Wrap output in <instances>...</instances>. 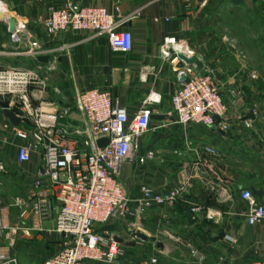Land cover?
I'll list each match as a JSON object with an SVG mask.
<instances>
[{
  "label": "crops",
  "instance_id": "0c3cea01",
  "mask_svg": "<svg viewBox=\"0 0 264 264\" xmlns=\"http://www.w3.org/2000/svg\"><path fill=\"white\" fill-rule=\"evenodd\" d=\"M66 1L102 8L116 20H124L123 28L132 37L131 52L114 53L106 37L92 33L48 37L43 22ZM262 6L255 0H0V14L15 21L16 29H24L19 32L20 43L14 44L7 25L0 22V71L29 76L24 96L32 111L68 109L60 122L81 127L75 98L96 89L108 92L129 116L147 101L152 116L160 118L151 120L150 131L139 141V157L152 154L153 159L144 163L129 159L120 175L129 194L136 195L142 187L162 197L176 194L171 203L152 209L138 221L141 232L137 235L145 240L137 236L135 242L140 243L144 260L264 264V225H247V205L240 198L247 190L264 206V73L248 64L249 45L254 48L261 43L241 35L251 25L261 28ZM31 42L44 51L38 58H47L45 63L22 55ZM178 54L200 60L202 73L219 78L227 108L220 126L176 122L171 96L182 83L178 73L187 69ZM260 60L264 63V54ZM0 102H7L21 121L14 127L0 108V161L6 170L0 174V191L6 195L0 204L8 223L29 229L38 226L37 219L20 216L24 206L30 209L34 203L29 193L39 164L31 157L20 165L16 149L17 131H29L33 124L18 98L0 96ZM132 222L109 225L125 226L129 241L135 233L129 227ZM42 228L30 237L20 232L12 247L0 237V256H10L19 264L18 257L24 253L33 257V263L45 264L62 251L63 239L52 231L53 220ZM133 246L126 247L132 252Z\"/></svg>",
  "mask_w": 264,
  "mask_h": 264
},
{
  "label": "built area",
  "instance_id": "2783aa9c",
  "mask_svg": "<svg viewBox=\"0 0 264 264\" xmlns=\"http://www.w3.org/2000/svg\"><path fill=\"white\" fill-rule=\"evenodd\" d=\"M255 1L264 3V0ZM124 25V20H116L105 9L80 6L71 1H66L43 22L48 37L67 32L92 33L95 37H106L112 52L128 54L132 50V37ZM23 30V27L16 29L10 37L12 43H20L19 32ZM42 54L44 51L36 42H31L22 52L32 60ZM177 77L185 81L171 96L176 122L183 126H220L227 108L215 76L183 69ZM28 79V75L16 70L0 71V96L18 98L25 117L33 124L29 131H17L20 144L16 155L20 165L28 163L31 157L39 164L29 193L34 203L30 209L19 204L25 207L20 217L24 220L35 217L38 226L24 230L12 226L5 219L0 204V237L12 247L20 232L30 237L32 233L43 231V223L53 220L52 231L63 239L62 251L45 264H125L121 259L125 251L114 241L116 237L100 233L96 228L132 219L129 227L135 230L132 239H136L141 232L138 224L141 217L176 198V194L159 196L147 187L132 195L120 182L122 167L129 159H138L140 163L153 159L152 154L144 158L138 155L139 141L151 129L148 102L129 116L108 92L84 91L77 94L74 103L82 126L73 127L60 122L68 115V109L62 113L31 110L24 96ZM215 118L220 119L218 125ZM102 139L108 143L99 148L97 143ZM0 174H6L2 161ZM240 198L247 205V225H264V206L247 190ZM0 264H17V261L10 256H0ZM143 264H158V260L148 257Z\"/></svg>",
  "mask_w": 264,
  "mask_h": 264
},
{
  "label": "rangeland",
  "instance_id": "374dc122",
  "mask_svg": "<svg viewBox=\"0 0 264 264\" xmlns=\"http://www.w3.org/2000/svg\"><path fill=\"white\" fill-rule=\"evenodd\" d=\"M249 22L251 24L252 20H249ZM241 33H242L241 35L246 40L252 39V38L260 39V43H261L260 46L253 48L252 45H249L250 46L249 48L250 49L249 51L250 60L248 64H250V67L253 66L255 70H260V72L264 73V63L260 60V55L262 56V54H264V17L263 15H262V22H261L260 29L256 27L252 28V25H251L250 28L245 29ZM252 80H255V79H252ZM3 194L5 193H2L0 191V195H2L0 196V199L6 198V195L3 196ZM125 228H126L125 226L107 225L102 228L98 227L96 228V230L100 233H108L109 235L113 234L116 238L121 239L123 241V244H119V245H121V249L125 251V255L121 258L125 264H143L145 256L141 252V248L139 246L140 243L138 241L135 242L137 238L132 239L133 236H131V238L128 241V239L126 238L127 236L125 235L126 234ZM34 242H37V241H34ZM130 242L134 245L132 252L128 247L125 246L126 243H130ZM32 259L33 257H30L29 255H25L24 253H21L18 257V262L19 264H35L33 263Z\"/></svg>",
  "mask_w": 264,
  "mask_h": 264
},
{
  "label": "water",
  "instance_id": "95a60500",
  "mask_svg": "<svg viewBox=\"0 0 264 264\" xmlns=\"http://www.w3.org/2000/svg\"><path fill=\"white\" fill-rule=\"evenodd\" d=\"M0 22L2 23H5L8 27V31H9V34L12 35L15 33L16 31V28H17V24L15 21L13 20H5L4 16L2 14H0ZM177 59L182 62L185 67L187 69H190V70H197V71H203V65L201 63L200 60H194L192 58H187L185 57L184 55L182 54H178L177 55ZM48 59L47 58H38V61L41 62V63H45ZM216 80H219V78L214 74ZM185 79H182V82H184ZM0 108H1V111H2V114L11 122V124L14 126V127H18L20 125V119L17 118L12 112L11 110L9 109V104L7 102H0ZM156 119H160L156 116H152L151 117V120H156ZM215 121H216V124L218 125L220 123V119L219 118H215ZM108 141L106 139H102L100 140L97 145L99 148H103L105 145H107ZM254 194L256 196H259L260 195V192H254ZM139 239H142V240H145L144 237L142 236H138ZM114 241L118 244H123V241L121 239H118V238H115ZM126 246H129V247H132L133 244H125Z\"/></svg>",
  "mask_w": 264,
  "mask_h": 264
},
{
  "label": "bare ground",
  "instance_id": "6f19581e",
  "mask_svg": "<svg viewBox=\"0 0 264 264\" xmlns=\"http://www.w3.org/2000/svg\"><path fill=\"white\" fill-rule=\"evenodd\" d=\"M1 10H2V7H0V12H1Z\"/></svg>",
  "mask_w": 264,
  "mask_h": 264
}]
</instances>
